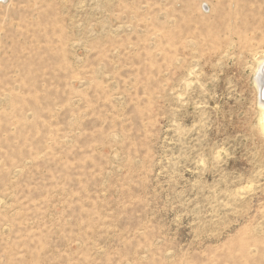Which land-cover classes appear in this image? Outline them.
Segmentation results:
<instances>
[{
    "label": "rangeland",
    "instance_id": "1",
    "mask_svg": "<svg viewBox=\"0 0 264 264\" xmlns=\"http://www.w3.org/2000/svg\"><path fill=\"white\" fill-rule=\"evenodd\" d=\"M264 0H0V264H264Z\"/></svg>",
    "mask_w": 264,
    "mask_h": 264
},
{
    "label": "bare ground",
    "instance_id": "2",
    "mask_svg": "<svg viewBox=\"0 0 264 264\" xmlns=\"http://www.w3.org/2000/svg\"><path fill=\"white\" fill-rule=\"evenodd\" d=\"M256 83L260 92L261 124L264 131V58L258 65Z\"/></svg>",
    "mask_w": 264,
    "mask_h": 264
}]
</instances>
